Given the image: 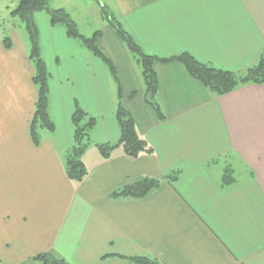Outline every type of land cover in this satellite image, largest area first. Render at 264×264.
I'll return each mask as SVG.
<instances>
[{
	"label": "crops",
	"instance_id": "obj_1",
	"mask_svg": "<svg viewBox=\"0 0 264 264\" xmlns=\"http://www.w3.org/2000/svg\"><path fill=\"white\" fill-rule=\"evenodd\" d=\"M47 1L66 11L82 36L100 32L98 46L115 66L122 104L152 152L136 159L120 148L100 155L93 145L119 137L116 84L99 59L43 14L34 21L50 74L54 131L41 130L35 146L28 38L10 15L18 0H0V264H29L44 252L70 264H132L119 257L264 264V85L218 97L180 63H156V102L164 115L158 121L144 99L138 65L101 14L105 7L149 55L187 53L242 73L264 49V0ZM75 104L96 119L80 183L63 166ZM225 171L230 185L223 183ZM141 179L158 184L142 197H112Z\"/></svg>",
	"mask_w": 264,
	"mask_h": 264
},
{
	"label": "trees",
	"instance_id": "obj_2",
	"mask_svg": "<svg viewBox=\"0 0 264 264\" xmlns=\"http://www.w3.org/2000/svg\"><path fill=\"white\" fill-rule=\"evenodd\" d=\"M42 13L46 14L51 26L63 27L69 39L78 41L84 48L90 51L94 57L99 59L107 68L116 84L114 118L118 127L119 137L117 141L112 144L93 145L99 151L100 155L104 158H108L117 148H120L123 154L131 159H136L140 155L151 153V148L138 135L131 114L122 104L121 88L115 66L98 46V40L101 35L100 32H95L89 38L82 36L78 31L76 23L69 14L63 9L51 8L47 0H18L17 6L10 13L13 18H16L21 23L25 30L29 44L28 59L34 70L32 84L36 89V100L34 104V114L29 124V136L32 143L35 146L39 145V132L41 130L47 132L54 131V124L48 114L50 74L40 52L39 32L34 21V16ZM101 14L110 24L138 65L144 86V99L154 112L158 121H163L164 115L156 102L158 82L156 73L153 69L156 63H180L192 79L199 82L210 94L218 97L227 95L243 86L264 85V49L260 53L256 64L248 67L242 73H234L210 67L199 62L187 53H182L170 58H160L145 53L105 7L101 8ZM3 44L6 49L10 48L8 38H4ZM134 95L135 93H132L130 97ZM70 122L72 126V145L65 152L63 166L66 177L74 183H80L87 175V170L82 163L81 157L84 151L92 146L91 133L96 125V119L75 104ZM166 179L175 180L176 177L170 175L167 176ZM233 182L234 180L230 172L225 171L223 175L224 185H230ZM157 184V181L141 179L113 193L112 197H142L156 187ZM119 258L127 260L132 264H159L156 260L148 257ZM29 264L70 263L50 252H44L33 256Z\"/></svg>",
	"mask_w": 264,
	"mask_h": 264
},
{
	"label": "rangeland",
	"instance_id": "obj_3",
	"mask_svg": "<svg viewBox=\"0 0 264 264\" xmlns=\"http://www.w3.org/2000/svg\"><path fill=\"white\" fill-rule=\"evenodd\" d=\"M43 14V13H42ZM43 15H45L46 16V14H43ZM234 177H235V175H233Z\"/></svg>",
	"mask_w": 264,
	"mask_h": 264
}]
</instances>
